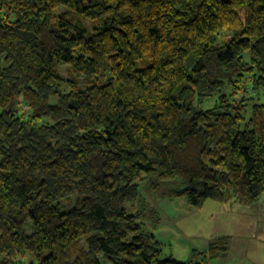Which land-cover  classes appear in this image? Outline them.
<instances>
[{
	"label": "trees",
	"instance_id": "16d2710c",
	"mask_svg": "<svg viewBox=\"0 0 264 264\" xmlns=\"http://www.w3.org/2000/svg\"><path fill=\"white\" fill-rule=\"evenodd\" d=\"M142 179L193 207L264 193V0H0V264L226 251L163 255L126 206Z\"/></svg>",
	"mask_w": 264,
	"mask_h": 264
},
{
	"label": "rangeland",
	"instance_id": "374dc122",
	"mask_svg": "<svg viewBox=\"0 0 264 264\" xmlns=\"http://www.w3.org/2000/svg\"><path fill=\"white\" fill-rule=\"evenodd\" d=\"M65 10L66 7L59 6L56 13ZM160 54L162 58L166 57L164 48ZM146 63L137 60L136 67L141 68ZM65 72L66 66L62 65L60 73L64 75ZM212 101L206 100L203 107H208ZM178 187L176 180L158 182L156 187H151L148 179H142L138 202L133 206L126 205L129 211L141 209L140 218L146 229L154 233L163 255L171 254L187 262L193 249L207 251L215 238L225 237L226 251L208 258V264H264V193L248 206L238 201L207 199L202 207H193L184 197H175L170 192ZM68 207L66 202L59 204L61 211ZM25 229L31 230L29 221ZM99 257L102 264H109L102 255ZM24 260L23 264L37 262L30 255H25Z\"/></svg>",
	"mask_w": 264,
	"mask_h": 264
}]
</instances>
